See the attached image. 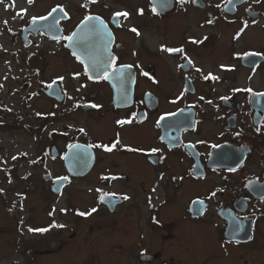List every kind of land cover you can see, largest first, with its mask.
Listing matches in <instances>:
<instances>
[{"label":"flooded vegetation","instance_id":"obj_1","mask_svg":"<svg viewBox=\"0 0 264 264\" xmlns=\"http://www.w3.org/2000/svg\"><path fill=\"white\" fill-rule=\"evenodd\" d=\"M0 41L30 141L19 198L47 209L24 230L85 223L48 247L20 236L24 256L61 244L68 264H264V0H2ZM113 59L109 78L92 71Z\"/></svg>","mask_w":264,"mask_h":264},{"label":"rangeland","instance_id":"obj_2","mask_svg":"<svg viewBox=\"0 0 264 264\" xmlns=\"http://www.w3.org/2000/svg\"><path fill=\"white\" fill-rule=\"evenodd\" d=\"M6 53H9L7 41H0V111H6V116H9V118L0 119V123L1 120L5 122V124H0V264H68L73 253L67 252V249L61 244V252H55L58 254L51 255V257H46L43 260L39 259L37 261L30 253H28V256L23 255L29 246L22 245L21 247L20 236L21 239H27L30 243H41L42 246L48 247L66 238L72 229L78 227L83 229L85 223L75 224L72 222L71 216H62L57 213L55 220L56 225H59V229H61L60 231L52 230L40 237L28 235L24 230L22 218L28 216L29 219V212L33 214L28 222L29 225H46L48 222L46 218L47 209L44 207L43 200L38 201L32 195L27 197L28 204H25V208H23L22 201L19 198L25 187L21 181L22 164L20 155L30 141L20 129L22 123L18 117L20 110L19 95L9 92L11 83L6 84L4 87L7 74L1 65L5 59L3 54ZM60 206L63 207V204H60ZM74 255L76 256V252H74ZM79 256H81V253Z\"/></svg>","mask_w":264,"mask_h":264},{"label":"snow or ice","instance_id":"obj_3","mask_svg":"<svg viewBox=\"0 0 264 264\" xmlns=\"http://www.w3.org/2000/svg\"><path fill=\"white\" fill-rule=\"evenodd\" d=\"M0 2H2V0H0ZM33 0H29V3H32ZM93 2H95V0H93ZM57 11V8H53L51 12H49V16L52 15V13L56 12ZM59 11L63 12V8H60ZM153 11H155V9H153ZM65 15H67V13H65ZM128 13L127 12H116L114 13V19L115 18H118V17H124V18H127L128 17ZM40 20H47L48 19V16H41L39 17ZM95 20H99V17H94V16H88L85 18V24H87L88 21H95ZM6 23V22H5ZM33 24L36 23V18L34 17L33 18V21H32ZM101 26L106 28V26H103V22L101 21ZM49 27H52L51 25ZM92 31H96V28L95 26L92 27ZM130 31L136 33L137 36L140 35L139 31L136 29V28H132L130 29ZM78 36V33L74 32L72 33V35L70 36H67L65 37L64 39L68 40L69 42H72L74 40L75 37ZM56 39H59V37H55ZM162 51H166V52H169V53H172V52H182L183 49L181 48H166V47H162L161 49ZM250 55H255L254 53L253 54H250ZM114 59L112 61H105L103 62V64H100L99 62H96V61H93L92 65H91V69L92 71H100L101 68L103 69V75L104 77L107 79L109 78L108 77V67L110 66V63H114ZM189 63H191V61H189ZM124 67H130L129 65H125ZM89 69L86 68L85 71L87 72ZM230 70V69H229ZM116 70L113 69V72H115ZM197 71H200L199 69H197ZM90 79L92 78L91 76L89 77ZM120 78L123 79V71H121V74H120ZM62 79V78H61ZM204 79H217V77L215 76H212L211 74H209V76H206L204 77ZM49 88L52 87V85H48ZM246 91H251V89H247ZM254 95H261V96H264V93H254ZM93 107H97L96 105H93ZM161 119H163V117H161ZM118 124L120 125H123V124H126V123H131V121H128V120H119L117 121ZM81 131H83V129H81ZM70 147H79L78 145L76 146H70ZM89 147H92L91 145ZM97 147H103L105 151H108V152H111L113 150V147H115V145H113L112 147H109V146H106V145H97ZM129 150H134V149H129ZM156 151V150H153V152ZM63 179H67L66 177L63 178ZM212 195L214 196L215 193L213 192ZM124 199H127V197H124ZM202 203V202H200ZM93 211H95V209H93ZM79 215L81 216H84L85 213L81 212L79 213ZM29 231H39V232H44V231H47V229H29Z\"/></svg>","mask_w":264,"mask_h":264},{"label":"water","instance_id":"obj_4","mask_svg":"<svg viewBox=\"0 0 264 264\" xmlns=\"http://www.w3.org/2000/svg\"><path fill=\"white\" fill-rule=\"evenodd\" d=\"M81 148H78V147H74V148H71L68 153L66 154V157H65V160H66V165L67 167L69 166V161L70 159L73 157V153L74 151H77V150H80ZM76 153V152H75ZM77 158H80L79 156H76Z\"/></svg>","mask_w":264,"mask_h":264}]
</instances>
